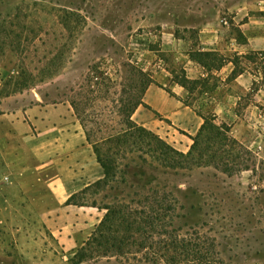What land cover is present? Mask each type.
Segmentation results:
<instances>
[{
    "label": "rangeland",
    "instance_id": "rangeland-1",
    "mask_svg": "<svg viewBox=\"0 0 264 264\" xmlns=\"http://www.w3.org/2000/svg\"><path fill=\"white\" fill-rule=\"evenodd\" d=\"M239 7L247 14L240 12L234 20ZM262 9L264 0H0V102L18 97L26 104L37 100L70 105L97 66L102 72L97 89L102 93L86 113L97 124H88L93 127L92 141L104 143L119 120L112 108L119 105L113 101L119 99L120 87L110 82L128 75L123 66L131 62L151 73L155 82L150 85L154 92L144 96L150 109L140 106L132 119L186 153L199 119L181 102L186 92L176 84V77L181 73L189 79L205 74L215 77L216 89L210 96H199L193 105L213 106L218 122L228 124L242 145L238 154L249 169L228 175L222 172L220 159L219 168L159 172L157 181L177 187L181 204L200 205V213L192 219L205 223L207 235L215 239L230 264H264V63L259 56L264 53L239 55L229 47L244 41L238 22L259 20V14L264 16ZM209 41L217 47L213 53L225 62L220 70L207 72L196 60L204 52L199 50L202 44ZM232 62L236 78L243 75L239 83L230 78ZM125 91L123 98L128 87ZM101 148L109 149L105 144ZM126 151L118 156L120 165L112 166L113 182L108 187H91L84 202L112 206L109 188L120 187L125 177L121 164L140 165L141 159L151 164L146 155ZM17 224L24 229L28 225L11 223L7 230L0 222V246L4 245L0 264H22L28 259L12 252L16 241L6 236L18 229ZM45 233L46 239L41 240L56 247L57 241ZM88 238L73 253L38 256L57 264H141L98 255L87 246Z\"/></svg>",
    "mask_w": 264,
    "mask_h": 264
},
{
    "label": "trees",
    "instance_id": "trees-1",
    "mask_svg": "<svg viewBox=\"0 0 264 264\" xmlns=\"http://www.w3.org/2000/svg\"><path fill=\"white\" fill-rule=\"evenodd\" d=\"M198 56L200 58L196 61L207 72L224 66L225 59L218 58L213 52H199ZM232 64L234 69L230 78L235 79L236 64ZM123 67L128 75L120 76L114 82L108 81L120 87L119 99L113 101L119 105L112 108L119 120L117 129L110 127L112 133L104 139V143L92 141L93 127H88V124L95 126L96 122L89 121L86 113V108L93 107L102 93L97 89V84H101L97 80L102 76L99 67H92L94 74L86 76V86H79L70 101L86 141L104 172L102 180L72 194L65 202V205L105 211L88 238L87 246H92L91 249L98 255L130 258L141 264H230L218 249L215 239L207 235L205 223L192 219L200 213V205L178 202L179 189L159 185L156 175L194 166L219 168L217 160L220 159H223L222 172L228 175L249 169L238 154L242 145L231 135L228 124L218 122L213 106L206 103L198 107L193 105L199 96H210L216 89L215 77L205 74L204 77L189 79L184 73L176 77V84L186 92L181 102L202 120L197 133L189 136L192 143L188 151L183 153L132 119L138 107L150 109L143 98L148 87L155 82L152 74L137 64L129 62ZM125 87L129 91L128 96L123 98L121 95L125 94ZM167 93L173 96L169 91ZM154 114L159 116L156 112ZM104 144L109 149H102ZM126 150L146 155L151 164H147L146 159H141L140 165H132L131 162L121 164L125 177L121 179L120 187L109 188L112 206L100 207L95 202L88 205L84 196L91 187H108L114 176L111 175L112 166L120 165L118 156Z\"/></svg>",
    "mask_w": 264,
    "mask_h": 264
},
{
    "label": "crops",
    "instance_id": "crops-1",
    "mask_svg": "<svg viewBox=\"0 0 264 264\" xmlns=\"http://www.w3.org/2000/svg\"><path fill=\"white\" fill-rule=\"evenodd\" d=\"M238 10L232 19L240 12L247 14ZM258 18L238 22L244 41L229 46L237 54L264 53V16ZM202 45L200 51H218L213 41ZM242 76L234 81L239 83ZM149 92H154L151 86L144 96ZM198 119L194 135L202 123ZM0 177L5 179L0 188V222L7 230L11 223H28L25 229L17 224L18 229L6 235L16 241L12 252L28 257L22 264H57L41 260L38 254L73 253L103 218L97 208L65 205L72 194L104 177L69 104L37 100L26 104L18 97L0 102ZM45 231L57 241L56 247L41 240L46 239Z\"/></svg>",
    "mask_w": 264,
    "mask_h": 264
},
{
    "label": "built area",
    "instance_id": "built-area-1",
    "mask_svg": "<svg viewBox=\"0 0 264 264\" xmlns=\"http://www.w3.org/2000/svg\"><path fill=\"white\" fill-rule=\"evenodd\" d=\"M259 56H260V59L262 60V62L264 63V55L260 54ZM4 182H5V179L0 177V188Z\"/></svg>",
    "mask_w": 264,
    "mask_h": 264
}]
</instances>
